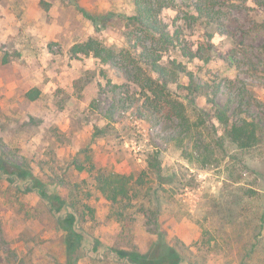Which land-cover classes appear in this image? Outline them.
I'll return each mask as SVG.
<instances>
[{"label":"rangeland","instance_id":"374dc122","mask_svg":"<svg viewBox=\"0 0 264 264\" xmlns=\"http://www.w3.org/2000/svg\"><path fill=\"white\" fill-rule=\"evenodd\" d=\"M174 3L165 20L185 24L196 47L213 33L215 48L166 53L184 70L165 98L123 60L73 50L90 38L130 49L135 0H0V264H134L123 255L153 253L162 239L173 251L165 264H264V0H218L220 27ZM191 75L210 94H193ZM225 105L231 122L259 124L258 145L226 135L214 117ZM93 166L140 179L132 201L107 199ZM22 169L35 177L30 190L14 181ZM42 190L78 202L74 262Z\"/></svg>","mask_w":264,"mask_h":264},{"label":"trees","instance_id":"16d2710c","mask_svg":"<svg viewBox=\"0 0 264 264\" xmlns=\"http://www.w3.org/2000/svg\"><path fill=\"white\" fill-rule=\"evenodd\" d=\"M230 1V0H226ZM248 0H243L247 2ZM172 5H166L165 0H135L136 12L129 16L131 22L135 25V30L129 33V40L132 42L130 49L110 48L102 44L94 38H90L85 42L76 44L73 47L75 53L93 54L98 60L103 63L117 62L116 59L124 61L126 70L134 73L135 81L149 82L148 86L152 93L165 95V98L170 96V83H176L179 78L180 71H183L181 64L175 61L174 68H170L171 62L165 61V54L173 50H179L183 56L190 59L203 58L205 50H213L215 43L213 42L214 34L205 32L204 38L207 42L205 48L203 44L196 47L184 35L185 24H171L163 17V10L166 8H175L176 0L172 1ZM218 0H180V3L190 13L191 18L195 22L200 21L207 24H217L218 27L223 26L220 15L217 12L216 5ZM134 49V50H132ZM131 50V51H130ZM210 56V55H208ZM146 71L149 76L144 78L142 74ZM146 80V81H145ZM190 89L193 94L208 95L210 89L207 85L195 80L193 75L190 77ZM36 98L35 96L31 97ZM172 110L183 116V111L180 109V103L176 100L167 101ZM214 117L224 126L226 135L241 149H250L260 142L259 124L255 120L243 119L241 122H231L230 106H215ZM0 164L4 162L0 160ZM152 168L160 174L162 170L161 161L158 156L153 155L151 163ZM0 168H3L2 166ZM96 170V167H91ZM79 170H84L82 165H78ZM23 170V169H22ZM8 173L7 171H5ZM96 188L100 190L107 199L114 204H122L131 202L133 196L136 195V183H142L140 179L134 181L133 175L122 174L117 172H107L102 169L96 170ZM15 171L13 172V174ZM19 181L22 188L30 190L35 183L33 173L24 169L22 173H16L14 181ZM33 184V186H31ZM36 184V183H35ZM20 187V190L24 191ZM42 196L56 214L59 224L63 228L64 240L66 244V255L69 261L74 262L79 252L83 250L82 244L84 240V231L80 223V207L76 200L62 198L58 192L42 190ZM122 212V211H119ZM123 215V213H122ZM159 246L153 253H126V257L134 264H165V260L173 254V251L163 241H159ZM119 254V253H118ZM120 255V254H119ZM118 256V255H117ZM168 264V263H166Z\"/></svg>","mask_w":264,"mask_h":264}]
</instances>
